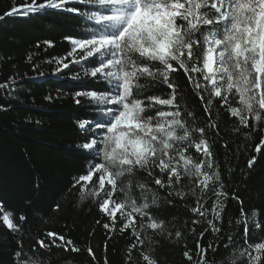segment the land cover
<instances>
[{"label":"snow or ice","instance_id":"snow-or-ice-1","mask_svg":"<svg viewBox=\"0 0 264 264\" xmlns=\"http://www.w3.org/2000/svg\"><path fill=\"white\" fill-rule=\"evenodd\" d=\"M46 9L75 14L85 26L64 37L70 49L47 61L54 63L50 73L39 71L29 56L36 72L29 79L69 70V78L96 85L72 94L75 104L91 111L75 121L81 134L77 147L87 164L72 187L102 213L106 222L97 225L131 235L130 251H138L143 264H157L153 249L159 239L179 241L188 231L195 239V264H264V209L245 211L238 193L229 196L227 176L214 156L216 146L230 148L232 136H254L257 153L264 146V0H25L0 21ZM10 89L20 94L13 77L0 83L8 96ZM8 110L0 105V111ZM224 116L232 123L228 130L221 127ZM245 148L237 152L243 156ZM255 161L250 156L247 168ZM229 199L240 204L235 220L226 218ZM177 202L190 213L189 222L179 226L160 214L161 204ZM2 204L0 225L17 237L13 264H51L45 257L54 247L86 252L95 261L91 247L81 249L50 230L38 232L26 252L23 227L30 223L31 201L19 215ZM50 209L59 211L60 204ZM230 224L243 227L241 243L226 234ZM182 255L191 264L189 251Z\"/></svg>","mask_w":264,"mask_h":264},{"label":"trees","instance_id":"trees-1","mask_svg":"<svg viewBox=\"0 0 264 264\" xmlns=\"http://www.w3.org/2000/svg\"><path fill=\"white\" fill-rule=\"evenodd\" d=\"M23 3L25 0H0V16ZM84 27L75 14L50 9L28 17L5 16L0 21V83L13 77L20 89L18 96L14 89H10L12 96L0 90V105L9 108L0 111V201L14 215L25 213L31 201L30 223L23 227L26 252L30 251L38 232L50 230L72 239L81 249L91 247L96 258L93 261L86 252L54 247L51 257H45L51 264H128L129 254L132 264H143L140 253L130 251L133 237L127 233L114 235L97 225V220L101 224L106 222L102 213L90 200H82L77 188L72 187L73 178L83 174L87 164L82 150L77 147L81 134L75 121L91 115L88 107L74 103L72 94L96 85L86 78H69L73 74L69 70H65L67 75L29 79L36 75L29 56L33 57L39 71L50 73L54 63L47 61L61 58L70 49L64 37L76 35ZM46 40L51 41L52 46L45 45ZM161 91L166 93L167 89L161 86ZM48 95L53 97L52 101L45 99ZM231 126V121L224 116L221 127L228 130ZM257 143L254 136L248 139L242 136L239 140L232 136L229 149L219 145L214 148L216 162L227 176L225 190L229 196L233 191L238 193L245 211L264 209V146L257 153L253 150ZM241 145H246L243 156L237 152ZM232 152L237 154L233 156ZM253 155L256 161L249 169L247 160ZM37 183L38 191L34 187ZM54 202L60 204L59 211L50 209ZM211 203L212 200L205 199L206 205ZM226 203V218L240 217V204L235 199ZM191 206L189 203L188 207ZM160 214L176 226L190 220L183 202L174 206L161 204ZM199 232L197 227L196 233ZM226 234L241 243L244 230L239 224H230ZM254 238L255 229H252L249 239ZM16 240L14 234L0 225V264H13ZM204 241L211 242L212 237L205 236ZM185 250L193 257L191 264H195V239L191 231L179 241L159 239V245L153 249L154 259L157 264H189L182 255Z\"/></svg>","mask_w":264,"mask_h":264}]
</instances>
